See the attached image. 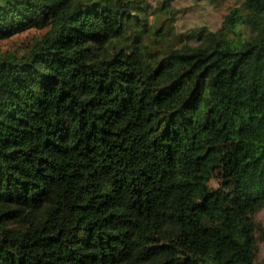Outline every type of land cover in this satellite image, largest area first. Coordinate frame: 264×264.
Returning <instances> with one entry per match:
<instances>
[{
  "label": "trees",
  "instance_id": "16d2710c",
  "mask_svg": "<svg viewBox=\"0 0 264 264\" xmlns=\"http://www.w3.org/2000/svg\"><path fill=\"white\" fill-rule=\"evenodd\" d=\"M170 1L0 0L40 32L0 50V264L254 263L264 0L186 39Z\"/></svg>",
  "mask_w": 264,
  "mask_h": 264
},
{
  "label": "rangeland",
  "instance_id": "374dc122",
  "mask_svg": "<svg viewBox=\"0 0 264 264\" xmlns=\"http://www.w3.org/2000/svg\"><path fill=\"white\" fill-rule=\"evenodd\" d=\"M138 2L141 7L139 12L140 31H147L153 20L156 5H150L148 0H138ZM235 2L236 0H220L215 3L208 0H171L170 6L176 11L173 30L186 39V33L192 30L217 29L221 25L224 15ZM126 24L130 28L131 35L136 37V25L132 20H127ZM38 33H40L38 30L30 29L8 39H2L0 40V50H19L21 43L25 42L32 34ZM254 220L261 232L264 233V207L256 213ZM256 237L257 249L253 264H264V239L259 233L256 234Z\"/></svg>",
  "mask_w": 264,
  "mask_h": 264
},
{
  "label": "built area",
  "instance_id": "2783aa9c",
  "mask_svg": "<svg viewBox=\"0 0 264 264\" xmlns=\"http://www.w3.org/2000/svg\"><path fill=\"white\" fill-rule=\"evenodd\" d=\"M158 0H148L150 5L155 6Z\"/></svg>",
  "mask_w": 264,
  "mask_h": 264
}]
</instances>
